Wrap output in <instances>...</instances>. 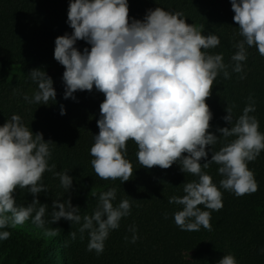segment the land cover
Returning <instances> with one entry per match:
<instances>
[{
    "label": "clouds",
    "instance_id": "1",
    "mask_svg": "<svg viewBox=\"0 0 264 264\" xmlns=\"http://www.w3.org/2000/svg\"><path fill=\"white\" fill-rule=\"evenodd\" d=\"M233 20L243 37L231 57L233 71L239 73L241 62L247 59V48L255 46L264 56V0H230ZM68 23L71 35L55 40L54 58L64 66V98H73L77 90L91 91L93 87L104 94L100 104L99 134L94 136L90 153L95 174L102 180L128 181L133 166L126 158L127 142L138 146L137 159L142 167L168 169L179 161L181 171L197 176L198 181L184 184L182 197H169L170 204L182 205L174 214L176 225L184 231H211V212L223 207L220 188L236 196L258 190L249 162L264 150V133L259 122L249 115L255 111L249 104L233 123L232 112L226 108L223 119L230 127L217 128L220 136L209 131L212 111L206 100L211 97L214 81L222 71L229 78L222 54L211 55L206 49L215 48L220 40L214 34L203 35V26L186 23L181 12H169L160 7L148 10L143 20H130L128 0H70ZM85 40L91 49L83 53L75 44ZM38 83V91L29 102L48 104L56 91L51 77L40 69L30 73ZM29 100L28 96H24ZM251 99V98H250ZM61 114H65L61 106ZM220 137H235L219 151H212L208 160V146H214ZM42 133H33L24 126L21 117L13 115L0 126V229L16 228L29 218L44 228L48 205L35 197L47 192L42 184L43 174L53 171L49 166L50 144ZM206 162L201 164L200 161ZM215 163L224 177L220 188L203 171ZM66 190L72 187L67 172H54ZM17 188H27L34 197L28 206H16ZM90 195H95L90 192ZM116 190L110 189L99 196L94 213L83 216L79 231L88 230V251L100 254L111 230L118 229L123 217L130 215L131 203L125 199L113 206ZM36 205H39L37 208ZM51 223L61 218L80 224L79 207L70 199L67 204L53 201ZM10 213V215H9ZM34 213V216H33ZM135 231V229H131ZM60 229H46V236H57ZM11 233L0 232V240ZM72 240L76 233H69ZM83 238V237H81ZM137 237L134 235L132 242ZM218 264H237L231 254L224 255Z\"/></svg>",
    "mask_w": 264,
    "mask_h": 264
},
{
    "label": "trees",
    "instance_id": "2",
    "mask_svg": "<svg viewBox=\"0 0 264 264\" xmlns=\"http://www.w3.org/2000/svg\"><path fill=\"white\" fill-rule=\"evenodd\" d=\"M69 3L70 0H0V126L13 115L20 116L34 134L42 133L46 142H53L49 166L55 164L54 172H67L73 180L66 191L53 171L43 174L41 182L47 192L35 198L48 205L44 228L37 227L30 217L16 228L0 229L11 233L8 239L0 240V264H218L229 254L237 264H264V150L248 164L258 183V190L252 194L238 197L220 188L224 177L218 173L219 165L212 163L203 169L222 192L220 210L198 206L211 212V231L203 227L184 231L175 223L174 214L183 206L170 204L169 197H182L184 184L199 179L182 172L179 161L168 169L142 167L136 155L138 146L129 140L126 158L133 166V176L121 182L102 180L95 174L90 149L94 136L99 134L97 121L104 94L93 87L91 91L77 90L73 93L75 99H65V68L54 58L56 38L73 32L68 23ZM128 6L130 20H143L148 10L160 7L183 13L188 24L202 25L203 35H216L219 45L204 51L222 54L229 78L221 71L206 100L213 114L209 131L220 136L217 128L230 127L223 119L226 108L231 109L235 123L244 108L253 104L255 111L249 115L258 120L259 130L264 133V56L255 46L246 45L243 70L233 71L235 62L231 57L243 37L233 20L230 0H128ZM75 47L82 53L85 48L91 49L85 40H78ZM33 69L51 77L55 101L29 102L38 91V83L29 74ZM25 95L29 100L24 99ZM234 139L220 137L214 146L207 147V159H211L212 151H219ZM110 189L116 190L113 206L128 199L131 210L121 219L119 228L110 231L104 251L97 254L87 250L88 230L81 233L79 229L83 216H91L96 210L100 194ZM14 195L18 207H26L34 199L27 188H17ZM69 199L72 206L80 209V224L63 218L52 224L53 201L67 204ZM54 228L60 229L57 236L44 234L46 229ZM70 232L76 233L75 240ZM134 235L137 239L133 243Z\"/></svg>",
    "mask_w": 264,
    "mask_h": 264
}]
</instances>
